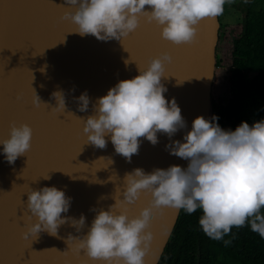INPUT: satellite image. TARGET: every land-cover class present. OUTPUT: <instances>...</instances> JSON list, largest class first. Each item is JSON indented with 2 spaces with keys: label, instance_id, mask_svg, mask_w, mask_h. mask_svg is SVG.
I'll return each instance as SVG.
<instances>
[{
  "label": "clouds",
  "instance_id": "clouds-1",
  "mask_svg": "<svg viewBox=\"0 0 264 264\" xmlns=\"http://www.w3.org/2000/svg\"><path fill=\"white\" fill-rule=\"evenodd\" d=\"M232 2L63 0L65 10L60 19L73 26L70 33L91 35L103 42L115 40L122 45L143 17L159 27L163 40L173 45L192 44L199 22L221 16L225 5ZM171 60L168 52L147 58L143 65H137V75L118 80L95 101H90L86 90L73 97L79 112H88L91 103V114L77 117L84 144L105 149L110 141L114 152L131 162L138 154L140 138L156 145L161 134L169 140L164 150L188 162L186 167L173 164L151 172L134 168L124 174L118 195L112 197L113 204L106 209H90L95 215L87 231L76 237L69 234L67 241L74 242L77 252L83 250L90 260L100 264H145L153 239L152 221L160 209L167 207L182 209L189 215L199 209L202 232L214 241H223L225 246L231 243L224 239L231 230L246 224L264 238V118L251 125L241 121L234 130H225L217 123V116H197L189 129L175 98L164 95L168 89L162 80L168 78L165 65ZM130 61H124L125 65ZM32 91L34 106L65 112L63 90L51 93L55 106L42 102ZM185 129L181 139H173ZM32 134L27 123L10 122L7 138L0 139V155L9 165L30 150ZM142 193L150 197L147 204L137 214L129 215V206ZM24 194L31 222L21 232L23 239L41 232L56 236L66 223L77 233L85 227L83 214L79 218L62 215L69 212L72 200L64 190L28 186ZM163 231L167 233L168 229Z\"/></svg>",
  "mask_w": 264,
  "mask_h": 264
},
{
  "label": "water",
  "instance_id": "water-1",
  "mask_svg": "<svg viewBox=\"0 0 264 264\" xmlns=\"http://www.w3.org/2000/svg\"><path fill=\"white\" fill-rule=\"evenodd\" d=\"M62 5L63 0H0V139L7 138L10 122L27 123L33 133L30 150L14 164L9 165L0 155V264H86L67 237L87 231L95 215L90 209H106L115 202L112 197L118 195L126 172L187 166L186 160L164 150L169 140L161 134L156 145L140 138L138 154L131 162L116 154L110 141L105 149L84 144L77 117L90 115L91 103L89 111L82 113L73 97L86 90L90 101H95L118 80L137 75V65L147 58L168 52L172 60L165 65V76L173 73L179 79L168 76L162 80L168 89L165 97L175 98L189 129L195 117L214 114L219 16L202 19L195 41L181 45L163 40L159 27L141 17L137 29L121 45L115 40L103 42L91 35L70 33L73 26L60 19L65 10ZM128 59L131 61L125 65ZM32 88L42 102L52 106L51 93L63 90L65 112L34 106ZM186 130L178 131L173 139H181ZM28 186L64 190L72 200L69 212L62 215L79 218L83 214L85 227L77 233L66 223L56 236L41 232L23 239L21 232L31 222L24 206ZM149 198L142 193L129 206V215L137 214ZM180 210L162 208L154 217L145 264H158ZM87 264L100 262L89 259Z\"/></svg>",
  "mask_w": 264,
  "mask_h": 264
},
{
  "label": "trees",
  "instance_id": "trees-1",
  "mask_svg": "<svg viewBox=\"0 0 264 264\" xmlns=\"http://www.w3.org/2000/svg\"><path fill=\"white\" fill-rule=\"evenodd\" d=\"M233 6L241 12L238 21H241L242 28L233 42V71L228 77L230 100L226 106L235 117L242 107L252 103V98L260 100L261 110L264 111V95L261 92L264 69L258 64L260 59H264V49L258 46L261 36L257 0H239ZM220 17L222 23L224 19ZM220 26L219 36L226 25ZM219 64L217 58V69ZM214 86L212 99L215 114L220 104ZM201 214L199 209L190 215L180 210L158 264H264V238L251 231L247 224L233 228L224 238L231 243L225 246L223 241H214L202 232L198 224Z\"/></svg>",
  "mask_w": 264,
  "mask_h": 264
},
{
  "label": "rangeland",
  "instance_id": "rangeland-1",
  "mask_svg": "<svg viewBox=\"0 0 264 264\" xmlns=\"http://www.w3.org/2000/svg\"><path fill=\"white\" fill-rule=\"evenodd\" d=\"M256 9L260 11L259 27L261 38L258 46L259 49H264V0H257ZM222 22L223 25H226V27L222 29V34L219 36L218 40L217 57L220 64L214 80V90L220 104V109L215 112L214 115L219 118L217 123L223 129L234 130L241 123V121L248 122L251 125L253 121H258L264 118V111L261 110V106L259 104L260 100L258 98H252V103L247 107H242L235 117L231 115L229 106H226L230 100L228 77L233 71V68L231 67L234 55L233 42L241 32L242 25L241 21H234L233 23H230V21L223 20ZM258 64H260L264 69V59H260ZM261 92L264 95V86L261 88Z\"/></svg>",
  "mask_w": 264,
  "mask_h": 264
},
{
  "label": "flooded vegetation",
  "instance_id": "flooded-vegetation-1",
  "mask_svg": "<svg viewBox=\"0 0 264 264\" xmlns=\"http://www.w3.org/2000/svg\"><path fill=\"white\" fill-rule=\"evenodd\" d=\"M238 1L239 0H233V2L231 4H227V6L225 5L224 12L221 15L222 19H224L225 21H230V23H233L234 21H238V17L241 16V12H240V10H237L233 6L234 3L238 2ZM220 24H223V22Z\"/></svg>",
  "mask_w": 264,
  "mask_h": 264
},
{
  "label": "snow or ice",
  "instance_id": "snow-or-ice-1",
  "mask_svg": "<svg viewBox=\"0 0 264 264\" xmlns=\"http://www.w3.org/2000/svg\"><path fill=\"white\" fill-rule=\"evenodd\" d=\"M149 23H150V22H149ZM198 26H199V25H197V27H198ZM168 76H176V75L173 74V73H169ZM176 78L179 79L178 76H176ZM79 256L82 257V258H80V259H83V260L86 262V264H87V261L89 260V258H88L84 253L81 254V252L79 253Z\"/></svg>",
  "mask_w": 264,
  "mask_h": 264
}]
</instances>
